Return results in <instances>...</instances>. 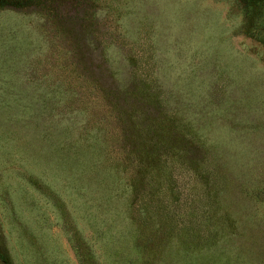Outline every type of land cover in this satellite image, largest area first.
I'll use <instances>...</instances> for the list:
<instances>
[{
	"label": "rangeland",
	"instance_id": "rangeland-1",
	"mask_svg": "<svg viewBox=\"0 0 264 264\" xmlns=\"http://www.w3.org/2000/svg\"><path fill=\"white\" fill-rule=\"evenodd\" d=\"M0 264H264V0H0Z\"/></svg>",
	"mask_w": 264,
	"mask_h": 264
}]
</instances>
